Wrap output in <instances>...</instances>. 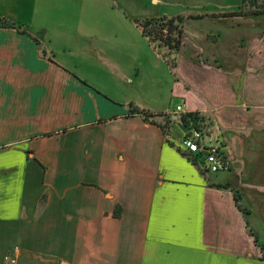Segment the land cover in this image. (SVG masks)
I'll return each mask as SVG.
<instances>
[{"label":"crops","instance_id":"1","mask_svg":"<svg viewBox=\"0 0 264 264\" xmlns=\"http://www.w3.org/2000/svg\"><path fill=\"white\" fill-rule=\"evenodd\" d=\"M111 1L0 0L18 27L0 28V264H264L246 228L264 246L261 184L218 180L231 169L210 174L184 154L186 129L173 138L170 126L211 101L141 33L181 102L161 103L159 76L144 87L141 57L115 45Z\"/></svg>","mask_w":264,"mask_h":264},{"label":"rangeland","instance_id":"2","mask_svg":"<svg viewBox=\"0 0 264 264\" xmlns=\"http://www.w3.org/2000/svg\"><path fill=\"white\" fill-rule=\"evenodd\" d=\"M112 1L108 12L121 18L120 23L117 19L112 20L115 45L125 52L126 60L138 55L141 57L146 69L143 74L146 81L141 78L144 87L152 86L154 78H161V103L168 105L166 102H170L171 109L181 100L168 99L169 95H166L167 81L172 78L168 64L161 62L158 69L154 57L151 63L145 62V50L138 49L143 48L140 43L143 38L136 22L150 17H164L166 20L177 16L201 17L185 19L180 26L183 34L178 52L159 42L151 43L163 61L167 60L170 66L173 63L171 69L175 68L178 59L180 69L192 83L188 87L196 94L202 91L212 102H207L210 108L204 114L205 119L220 131L231 156L230 174L221 173L216 179L227 180L232 176L239 179L243 176L264 185V15L218 17L237 11L243 6L242 0ZM245 10H248L247 6ZM145 43L149 46L148 41ZM151 51L158 55L157 51ZM191 102L196 106L195 99ZM180 124L175 122L170 126L173 138L181 135L183 127ZM261 185L258 188L261 193L255 189L252 190L253 195L250 193L254 201L260 202L254 205L257 214L264 211V187ZM262 226L257 228L259 241L264 244V233L259 228Z\"/></svg>","mask_w":264,"mask_h":264},{"label":"trees","instance_id":"3","mask_svg":"<svg viewBox=\"0 0 264 264\" xmlns=\"http://www.w3.org/2000/svg\"><path fill=\"white\" fill-rule=\"evenodd\" d=\"M243 6L239 7L237 11L230 13H225L223 15H218V17H243V16H261L264 15V0H242ZM247 6L248 10H245ZM200 19L201 17H188L184 18L182 16H177L176 18H170L166 20L164 17L151 18L143 20L142 22H136L137 26L140 28L141 33L145 36L149 42H159L169 50L178 52L181 46V39L183 31L181 25L185 19ZM0 28L18 29V27L9 22L4 18H0ZM173 64V63H172ZM170 67H174V66ZM131 115H136L140 117L145 122H150V116L143 111H136L135 109H130ZM205 119L203 115L198 112L185 113L180 116L181 124L185 127L188 126L190 122H197ZM216 188L230 190L233 194V200L235 202L236 208L242 212L243 215H248V211L244 209L240 204V195L237 190L232 189L229 184L224 185H213ZM247 232L253 237L254 243L262 251L264 258V246L258 242L257 235L248 227L246 224Z\"/></svg>","mask_w":264,"mask_h":264},{"label":"built area","instance_id":"4","mask_svg":"<svg viewBox=\"0 0 264 264\" xmlns=\"http://www.w3.org/2000/svg\"><path fill=\"white\" fill-rule=\"evenodd\" d=\"M181 108L177 107V111ZM178 144L185 155L198 156L203 160V169L217 174L230 169V159L224 138L215 125L206 119L190 122ZM10 261L9 257H6Z\"/></svg>","mask_w":264,"mask_h":264}]
</instances>
